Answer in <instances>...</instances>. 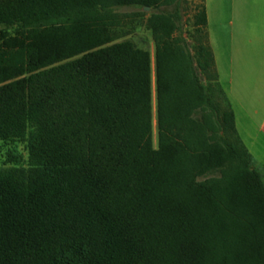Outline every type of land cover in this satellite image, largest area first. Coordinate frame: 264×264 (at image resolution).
I'll list each match as a JSON object with an SVG mask.
<instances>
[{
  "label": "trees",
  "instance_id": "trees-1",
  "mask_svg": "<svg viewBox=\"0 0 264 264\" xmlns=\"http://www.w3.org/2000/svg\"><path fill=\"white\" fill-rule=\"evenodd\" d=\"M181 6L0 1V141L29 154L0 168V264H264L263 177L218 101L206 8L193 53ZM125 7L152 11L155 68L115 43Z\"/></svg>",
  "mask_w": 264,
  "mask_h": 264
},
{
  "label": "crops",
  "instance_id": "crops-1",
  "mask_svg": "<svg viewBox=\"0 0 264 264\" xmlns=\"http://www.w3.org/2000/svg\"><path fill=\"white\" fill-rule=\"evenodd\" d=\"M202 4L207 32L213 27L226 31L225 88H219L234 113L237 136L264 181V0H229L227 11L214 0H202ZM209 45L220 81L221 64L211 37Z\"/></svg>",
  "mask_w": 264,
  "mask_h": 264
},
{
  "label": "rangeland",
  "instance_id": "rangeland-1",
  "mask_svg": "<svg viewBox=\"0 0 264 264\" xmlns=\"http://www.w3.org/2000/svg\"><path fill=\"white\" fill-rule=\"evenodd\" d=\"M202 0H182V10H183V29L184 33L189 40V44L194 53V39L192 36L196 35L193 26V13L194 7L201 4ZM215 3H219L223 11H227L229 7V0H214ZM170 8H162L160 11L167 12L172 11ZM221 10V11H222ZM119 14L125 16L123 18V23L121 27L114 30V36L116 38L115 43H120L123 41H131L137 47L147 50L151 53L153 58V68H155L154 63V53L156 50L155 42L153 39V33L147 26V19L151 15L152 11L149 12L139 10L136 8H121L117 10ZM135 13H144V16L132 17ZM224 21V16H222ZM211 32V33H210ZM208 38L212 39L213 48H216L217 55L219 56V62L221 64V80L218 79V84L221 88H225V77H224V66L227 57V40H225V35L227 39V34L224 28L213 27L207 32ZM211 47V46H210ZM212 48V47H211ZM203 84L206 88L211 87V82L207 80L205 75L200 74ZM216 93L213 92L214 96ZM218 101L225 108L228 107L224 100L223 93H218ZM215 97V96H214ZM154 115H155V100H154ZM154 147L157 149V126L156 121H154ZM29 159L28 154V143L26 141H16V142H3L0 141V168H10L19 165L27 166Z\"/></svg>",
  "mask_w": 264,
  "mask_h": 264
},
{
  "label": "water",
  "instance_id": "water-1",
  "mask_svg": "<svg viewBox=\"0 0 264 264\" xmlns=\"http://www.w3.org/2000/svg\"><path fill=\"white\" fill-rule=\"evenodd\" d=\"M145 11L149 12L150 11V8L146 7L145 8Z\"/></svg>",
  "mask_w": 264,
  "mask_h": 264
}]
</instances>
